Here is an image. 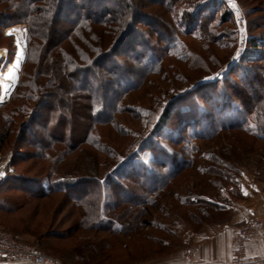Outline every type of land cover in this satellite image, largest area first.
<instances>
[{
	"label": "trees",
	"instance_id": "16d2710c",
	"mask_svg": "<svg viewBox=\"0 0 264 264\" xmlns=\"http://www.w3.org/2000/svg\"><path fill=\"white\" fill-rule=\"evenodd\" d=\"M41 1H45V4L37 5ZM119 1L121 6L134 10L135 15H133V11H130L128 17L124 16L125 22L120 27L115 28V38L104 50L101 48H103L102 45L106 39L104 36L94 33V26L106 28L110 26L109 24H114L119 20L117 17L124 14L123 7L115 9L113 13L108 8L92 12L83 2L78 3L77 0L5 1L4 10L15 13V17L11 12L9 13L12 20L22 21L30 33L25 64L27 62L35 63V73L32 82L29 81L31 93L27 97L23 96V99L31 101V104L39 103L37 109L32 112V122L35 124L40 122L39 120H43L42 126L46 130V137L51 140L48 142L49 145H42L40 144L42 141L41 132L38 130L33 132L37 140V144H35L37 149L45 154L42 158L47 160L51 166L48 174L50 177L46 184L40 182L41 188L31 189L34 193L30 200L24 199V203L27 205L34 201L40 204L52 194L63 193L75 207L85 208L84 214L79 217L82 230L109 235L108 238L114 240L121 235L129 240L139 239L135 243L138 248L137 253H133L135 244L131 241L120 240L118 245H114L115 241L109 242L106 238H101L98 242H85L80 252L75 249V251L73 250L74 253L64 257L75 264H135L177 251L183 233L187 230H195L207 221L206 219L211 217V211L216 206L215 202L219 199L221 189L235 183L239 169L208 167L200 169V172L207 176L216 175L218 179H210L212 189L208 187L205 198H199L189 193L181 196L175 192L172 188L174 180L183 171L195 169L193 168V156L190 159H178L174 153L165 152V156L160 154L157 157H151L149 161H145L142 155L145 146L152 142L155 136L157 138L166 130L168 122L172 118H177V125L179 126L177 136L172 141L175 145L187 143L185 141L211 140L221 133L232 134L230 132H238L253 141L264 143V90L260 91V88H264V79L253 75L251 79H243L245 85L239 86V90L237 89L238 85L230 84L231 93H225L218 86V83L221 82L220 79L202 82L190 87L184 95L181 94L170 103L162 105L155 113L154 122L146 127L145 133L135 138L131 136L134 139L124 153L111 150L108 142L100 135L99 128L109 127L120 136H129L127 133H121V131L123 132V124L119 123L117 118V115L126 113L124 104H126L128 94L125 97L122 94L139 88L145 82L146 79L143 75L146 76L153 69V64L157 61L159 54L163 59L170 50H173L172 56L181 52V47L167 45L160 47L146 38L140 39L134 22L140 21L143 15L138 13L137 6H133L130 3L131 0ZM217 1L219 0L209 1V4ZM163 2L160 1V5L165 8L169 19L162 22L160 28L154 31L155 37L163 39L165 36L174 35L176 31L180 30V27L184 32L187 31L184 33L186 35L195 30L202 36L208 33L209 25L200 21L204 18L201 14V8L205 6L203 5L204 2L194 4L193 7H190L193 8L192 11L181 13V17L177 20L179 27H176L174 22L177 14L173 8L179 3H192V0H167ZM211 4L206 5V7L209 6V9L206 10H211L209 13L214 12V10L216 13L220 12V8L217 10L213 5L210 7ZM229 20H231V14L226 7H223V11L219 13L217 25L221 26L228 23ZM67 26L69 29H66ZM50 28H52L51 34L49 33ZM86 31H91V35L85 37ZM57 35L60 37L58 38ZM80 35L81 43L87 46L85 50L82 46L77 45L76 53L67 51L65 45ZM214 40L216 39L214 38ZM247 46L250 49L246 47V51L255 52L259 48L258 40L255 37L251 38ZM114 53H119L118 57L127 56L130 62L141 66L144 72L142 75L139 74V70L138 72L135 71L140 81L136 83L134 79L124 73L117 75L114 73L116 71L112 67ZM115 55L117 56V54ZM189 57L198 60L195 53L190 54L187 59ZM242 61L243 59L237 60V66H240ZM96 70H104L106 75L99 73L102 76L100 77L97 73L96 81L91 82L89 74L92 71L97 72ZM26 76H28V72L24 69L23 78H27ZM23 78H21L10 99H22V95L18 94L17 96L15 94L17 89L23 86ZM103 80H105L104 85L101 84ZM89 82L92 84L89 85ZM54 91H60L71 99L80 100L81 98L87 102L86 109L89 111L92 123L85 131L84 140L76 148H72L70 145L63 149L56 150L53 148L55 143L63 144L60 137L62 133L57 136V128L61 126L65 128V124L70 119L66 114L60 112L58 114L57 111H54L55 117L47 113L41 115V112L45 111L46 106H48L44 100L47 96H53ZM108 92L112 94L110 98L106 95ZM199 102H202L207 109H204ZM51 109L53 110V107L48 106L49 112ZM12 111H19L17 103L14 104ZM249 121L250 123H248ZM52 122L55 124L54 127ZM48 124L50 127H47ZM198 128L202 130V133L198 132ZM0 139L3 140L2 137ZM83 145L91 148L96 155L87 156L82 153L83 150H80L78 151V158L70 160L69 158L75 151ZM192 146L187 151L199 155V151L194 148V145ZM52 148L55 149V153L51 155L49 152ZM102 154H106L107 158L102 159ZM214 160L220 163L224 161L222 159ZM63 163L67 167L66 170L70 171L60 175L61 171L56 167V164L61 165ZM150 165L154 166L155 169H152ZM157 168H160V171H157ZM54 174H57L58 177L52 180L51 177ZM103 181H108L111 189L117 193V200L108 213L107 211L104 213L99 211L103 205L100 199V188L104 184ZM170 186L172 189H169L168 193L172 194L180 205L191 206L200 203L206 209L200 215L189 212V217L186 218L179 216L172 218L169 217L171 213L161 210L162 217L166 221L161 223L155 221L150 223V226L153 228L152 225H154L164 236H149L141 233L142 228L149 226V223L143 219L144 216L150 214L149 206L155 207L157 197ZM70 192L79 195H71ZM10 203V199L3 200L0 208ZM116 209H120V213H117ZM41 226L42 222L40 221L34 229L28 227L24 232L34 233ZM52 234L44 232L41 239L48 238ZM63 240L67 239H60V241ZM60 246L67 249L65 245ZM137 256L139 259L135 260L134 258Z\"/></svg>",
	"mask_w": 264,
	"mask_h": 264
},
{
	"label": "rangeland",
	"instance_id": "374dc122",
	"mask_svg": "<svg viewBox=\"0 0 264 264\" xmlns=\"http://www.w3.org/2000/svg\"><path fill=\"white\" fill-rule=\"evenodd\" d=\"M5 1L0 0V14H2L0 16V75L15 55V37H18L25 43L26 53L10 95L5 100H1L0 98V138H3V140L0 139V173H3V175H0V204L6 199H10L11 201L10 204L0 208V229L10 233L17 241L37 247L46 255L58 259L61 264H75L69 262L64 257L67 254L74 253L75 249L77 252H80L85 242H98L99 239L106 238L109 242L115 241L114 245H118L120 240L125 242L131 241L135 244L139 240L138 238L129 240L121 235L114 240L113 238L109 239V235L82 230L79 224V217L84 214L85 208L75 207L63 193L52 194L49 198L41 201L40 204L34 201L27 205L24 203L26 199H31L34 193L31 189L35 187L37 189L41 188L40 182L46 184V181L50 177L48 174L51 166L47 160L42 158L45 154L37 149V145H35L37 144V140L33 132L37 130L41 132L40 138L42 141H39L42 145L46 146L51 140L46 137V130L42 126L43 120H39L40 122H36L35 124L32 122V112L37 109L39 103L31 104V101L23 99V96L27 97L31 93L29 81L32 82L35 73V63L27 62L25 64L30 33L26 24L22 23V21L16 22L12 20V16L9 15L11 11L4 10L6 7ZM160 1L165 2L167 0H131L130 3L133 6H137L138 13L143 15L140 21L136 19L137 21L134 22L137 34H139L140 39L146 38L151 43L160 47L164 45L181 47V52L172 56L173 50H170L165 54L163 59L161 54H159L157 61L153 64V69L146 76L143 75L146 79L145 82L139 88L122 94L123 97L128 94L126 104H124L126 113L117 115V118L119 119V123L123 124H121L123 130L121 133H127L129 136H120L109 127L99 128L100 135L108 142L110 149L119 153H124L135 137H139L140 134L143 135L145 133L146 127L154 122L156 118L154 117L155 113L158 112L157 110L162 105L170 103L181 94L184 95L185 91L190 87L202 82L220 79L221 82L218 83V86L225 93H231L229 87L232 83L238 85L237 89L239 90V86L245 85L243 79H251L253 75L264 79V0H219L213 4L210 3V7L213 5L217 10L220 8V12L223 11V7H226L231 14V20L221 26L217 25L220 12L216 13V10H214V12L209 13L211 10H206L209 9V6L206 7V5H210L209 1L212 0H192V3H179L173 8V11L177 14L174 19L176 27L178 26L177 20L181 17V13L192 11L193 8L190 7H193L196 3L204 2L203 5L205 6L201 8L202 13L200 12L201 10L199 11L204 18L200 21L209 25L210 29L208 33L202 36L195 30L191 34L186 35L184 33L187 31L184 32L180 27V30L176 31L174 35L158 39L154 36V31L160 28V25L163 24L162 22L169 19L165 8L160 5ZM77 2H83L92 12L108 8L113 13L115 9L123 7L124 14L118 16L119 20L114 22V24H109L110 26L106 28L104 26H94V33L102 35L106 39L101 50L106 49L113 41L116 32L115 28L120 27L125 22L124 20H126L125 17H128V13L133 11V15H135L134 10L131 8L121 6L119 0H77ZM229 3H234L236 9L232 10ZM43 4H45V1H41L37 5ZM11 14L15 17V13L11 12ZM51 29L49 31L50 34ZM66 29H69V26ZM84 35L88 37L91 35V31H86ZM57 37L59 38L60 35H57ZM254 37L258 40L259 48L255 52L249 50L248 52L246 51V47L250 49L247 46L248 41ZM80 39L81 35L75 37L69 44H66L67 51L76 53L77 45L82 46L85 50L87 46L83 45ZM144 50H146V47H144ZM192 53L196 54L198 60L193 59V57L187 59ZM118 55L119 53L113 54L112 61L114 62L112 67L116 70H114V73L116 75L124 73L126 76L134 79L136 83L140 81L139 76H136L135 73L138 70L140 71V75L144 73L141 66L130 62L127 56L118 57ZM239 59H243V61L240 66H237L236 61ZM24 69L28 72L27 78H23ZM96 71H92L89 74L91 82L96 79L97 73L100 77H102L100 74L106 75L104 74L106 73L104 70ZM21 78H23V86L17 89L15 95H22V99L12 100L10 97L14 94V90ZM104 81L101 82L102 85L105 84L103 83ZM91 82H89V85L92 84ZM263 90L264 88H260V91ZM106 95L110 98L112 94L108 92ZM44 101H46L48 106L51 105L53 110L51 109V112H49L48 106H46V110L42 111L41 115L47 113L55 117L56 113L54 111H57L58 114L60 112L70 118L68 123L65 124V128L61 126L56 130L57 136H60V133H62L60 137L63 144L55 143L53 148H56V150L63 149L67 145H70L72 148L78 147L84 140L86 129L92 123L89 111L86 109L87 102H84L81 98L80 100L71 99L60 91H54L53 96H47ZM16 103L19 111L13 112L12 110ZM199 104L204 109H207L202 102H199ZM173 109L175 110V107ZM49 125L47 127H50ZM52 125L53 127L55 126L53 122ZM178 129L177 118L174 117L168 122L166 130L157 138L155 136L154 140L145 146L142 155L145 161H149L151 157H157L160 154L165 156V152L174 153L178 159H190L193 156V168L195 169L183 171L174 180L172 186L175 192H178L181 196L189 193L199 198H205L208 187L212 189L210 179L218 178L216 175H203L200 172V169L203 168L216 167L217 169H223L224 167H233L253 171L256 169L258 171L256 173L260 175V178L264 179V143L253 141L251 138L238 132H230L232 134L221 133L211 140L185 141L187 143H181L179 146L172 142L177 136ZM197 130L199 133H202V130L199 128ZM131 136H134V138ZM192 145L199 151V155L187 151ZM53 148L49 152L51 155L55 153V149ZM79 148L69 158L70 160L78 158V151L80 150H83L82 153L87 156L96 155L91 148L85 145ZM107 152L109 153L110 151ZM101 158L105 159L107 155L102 154ZM214 159H222L224 161L220 163ZM56 167L60 169V175H64L70 171L66 170L67 167L64 166V163L61 165L56 164ZM71 167L73 168V166ZM150 167L155 169L152 165ZM233 168L231 170H234ZM157 169V171H160V168ZM57 177V174H54L51 179L54 180ZM103 183L102 188H100V199L103 205L99 211L102 213L107 211L108 213L113 203L117 200V193L111 189L108 181H103ZM172 188L170 186L157 197L155 207L149 206L150 214L143 217L149 223V226L142 228L140 230L141 233L148 234L149 236H164L154 225H152L153 228L150 226V223L152 224L155 221L160 223L166 221L162 217V211L171 213L169 217L172 218L177 216L186 218L189 217V212H195L197 215H200L206 209L200 203L191 206L180 205L178 200H175L172 194L168 193L169 189ZM70 194L79 195L74 192H70ZM115 211L120 213L121 210L116 209ZM40 221L42 222V226L34 233L24 232L28 227L34 229L35 225ZM44 232L53 234L48 238L41 239V235ZM65 238L67 240H63L64 242L60 241V239ZM179 244L178 250L187 247L182 240H180ZM60 245L67 246V249L61 248L62 246ZM134 248L133 253H137L138 248L136 244ZM156 258L135 264H142ZM134 259L137 260L139 257L137 256Z\"/></svg>",
	"mask_w": 264,
	"mask_h": 264
},
{
	"label": "crops",
	"instance_id": "0c3cea01",
	"mask_svg": "<svg viewBox=\"0 0 264 264\" xmlns=\"http://www.w3.org/2000/svg\"><path fill=\"white\" fill-rule=\"evenodd\" d=\"M256 172L239 169L235 183L219 192L211 217L183 234L184 245L194 249L190 260L177 250L142 264H231V230L252 216L262 220L263 228L248 243L246 254L257 259L251 264H264V179Z\"/></svg>",
	"mask_w": 264,
	"mask_h": 264
},
{
	"label": "built area",
	"instance_id": "2783aa9c",
	"mask_svg": "<svg viewBox=\"0 0 264 264\" xmlns=\"http://www.w3.org/2000/svg\"><path fill=\"white\" fill-rule=\"evenodd\" d=\"M234 5V6H233ZM232 10L236 9L234 3H229ZM263 228L262 220L257 216L249 217L238 226H234L230 233L231 264H251L257 259L246 254L250 240L259 235ZM186 259L193 257V247L179 250ZM0 264H61L51 256L46 255L37 247L17 241L10 233L0 229Z\"/></svg>",
	"mask_w": 264,
	"mask_h": 264
},
{
	"label": "bare ground",
	"instance_id": "6f19581e",
	"mask_svg": "<svg viewBox=\"0 0 264 264\" xmlns=\"http://www.w3.org/2000/svg\"><path fill=\"white\" fill-rule=\"evenodd\" d=\"M15 45H16V51L13 60L4 69V72L0 75L1 100L7 99L8 96L10 95L14 83L19 75L25 57V53H26L25 43H23L18 37H15ZM10 70H11V77H9Z\"/></svg>",
	"mask_w": 264,
	"mask_h": 264
},
{
	"label": "snow or ice",
	"instance_id": "6c2138e0",
	"mask_svg": "<svg viewBox=\"0 0 264 264\" xmlns=\"http://www.w3.org/2000/svg\"><path fill=\"white\" fill-rule=\"evenodd\" d=\"M234 6V5H233ZM19 55V54H18ZM9 77H11V70H10V73H9ZM0 175H3V173H0Z\"/></svg>",
	"mask_w": 264,
	"mask_h": 264
}]
</instances>
